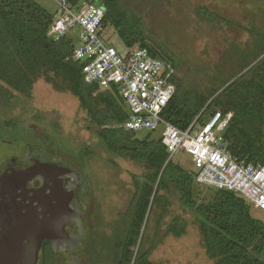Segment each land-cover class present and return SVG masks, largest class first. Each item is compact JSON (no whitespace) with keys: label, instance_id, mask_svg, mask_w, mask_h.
I'll list each match as a JSON object with an SVG mask.
<instances>
[{"label":"trees","instance_id":"trees-1","mask_svg":"<svg viewBox=\"0 0 264 264\" xmlns=\"http://www.w3.org/2000/svg\"><path fill=\"white\" fill-rule=\"evenodd\" d=\"M79 1L67 0L73 6ZM90 1L104 7V26L111 27L126 47H147L152 56L172 64L175 92L163 112L168 122L186 129L195 117L204 124L215 111L231 112L224 131L229 152L264 164V0H239L245 9L242 21L193 5L192 27L197 28L187 32L181 46L171 48L152 39V12L174 9L181 14L190 0ZM53 16L34 0H0V134L12 135L10 142L27 147L25 138L46 150L58 146V153H50L88 175V163L96 155L93 148L73 150L65 145L60 152L51 131L35 124L36 116L25 120L24 113H13L18 102L31 100L33 86L42 79L53 90L77 98L86 114L85 129L107 157L142 168L131 175L129 201L122 213L112 210L113 219L96 215L99 211L90 197L94 217L88 224V261L153 264L152 251L168 235H186L189 221L197 227L200 246L213 264H264V219L253 217L256 209L250 200L210 188L209 198L197 201L193 172L168 159L160 138H150L148 132L138 139L135 131L120 126L128 110L117 90L83 80L82 63L71 58L73 40L49 39ZM173 205L188 215V221L181 214L171 215Z\"/></svg>","mask_w":264,"mask_h":264},{"label":"built area","instance_id":"built-area-1","mask_svg":"<svg viewBox=\"0 0 264 264\" xmlns=\"http://www.w3.org/2000/svg\"><path fill=\"white\" fill-rule=\"evenodd\" d=\"M55 1L47 36L54 41L73 40L71 58L82 63L85 82L117 90L128 110L120 126L130 131L160 129L168 159L186 154L196 184L240 194L264 213V164L239 159L227 148L224 131L232 113L218 110L204 124L195 117L186 129L177 128L163 116L175 92L172 64L152 56L147 47H126L120 53L105 34L102 5L90 0L74 6L67 0Z\"/></svg>","mask_w":264,"mask_h":264},{"label":"rangeland","instance_id":"rangeland-1","mask_svg":"<svg viewBox=\"0 0 264 264\" xmlns=\"http://www.w3.org/2000/svg\"><path fill=\"white\" fill-rule=\"evenodd\" d=\"M34 1L48 13L55 14L57 9V2L55 0ZM193 5L206 7L207 9L210 8L217 14L226 15L240 21L245 16V9H241L239 0H190L187 6L184 7L183 13H178L179 15L174 9H170L169 12H162L161 9L153 10L152 22L154 24L149 29L152 39L170 48L171 46L174 47L175 44L181 46V41L185 39L187 32L193 28H197L192 27L194 19L192 12ZM105 34L109 42L120 53L126 51V46L111 27H106ZM31 95L32 98L27 104L24 102L20 104L18 102L16 107H14L13 113L16 115L24 113L25 120H34L33 116H36V120H34L36 123H34L42 125L51 131L52 141L59 145L60 152L61 150L65 151V145L73 150L83 146L93 148L96 155L88 163L89 171L86 179L90 185L89 189L93 187L90 197L93 205L99 211L96 215L107 221L113 217V215H110L112 210L122 213L133 191L131 175L140 174L143 171L142 168L131 161L115 156L107 157L105 155L97 139L85 129L86 114L79 108L77 98L71 93L57 92L44 80L40 79L33 86ZM39 130L42 129L39 128ZM42 132L44 131L42 130ZM46 134L49 133L46 132ZM147 134L148 131H135L138 139L145 137ZM160 136L161 131L159 129L150 133L149 137L160 138ZM0 138L5 139V141H13L11 140L13 138L12 135L6 136L0 134ZM24 142L30 147L38 146L35 140L30 141L25 138ZM50 147H47V150L50 149L48 152L54 151V153H58V146ZM108 158H111L112 161L108 162ZM174 160L178 161L190 172L195 171L186 154L180 153L174 157ZM194 191L197 193V201L207 200L212 193L210 188L198 184H195ZM172 214H181L188 221V215L184 214L177 205H173ZM252 215L256 219H264V213L259 210H253ZM105 227L107 226L103 228ZM149 260L153 264H213L200 246L197 227L190 224L189 221L186 235L180 238H174L170 235L164 237L162 243L152 251Z\"/></svg>","mask_w":264,"mask_h":264},{"label":"flooded vegetation","instance_id":"flooded-vegetation-1","mask_svg":"<svg viewBox=\"0 0 264 264\" xmlns=\"http://www.w3.org/2000/svg\"><path fill=\"white\" fill-rule=\"evenodd\" d=\"M89 186L44 146L0 138V264H92Z\"/></svg>","mask_w":264,"mask_h":264},{"label":"water","instance_id":"water-1","mask_svg":"<svg viewBox=\"0 0 264 264\" xmlns=\"http://www.w3.org/2000/svg\"><path fill=\"white\" fill-rule=\"evenodd\" d=\"M154 191H156V188H155V190Z\"/></svg>","mask_w":264,"mask_h":264}]
</instances>
